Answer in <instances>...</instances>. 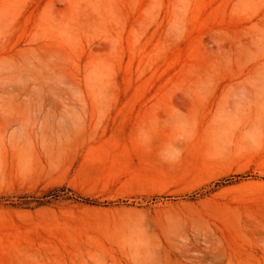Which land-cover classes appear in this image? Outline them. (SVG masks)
<instances>
[{
    "label": "rangeland",
    "instance_id": "rangeland-1",
    "mask_svg": "<svg viewBox=\"0 0 264 264\" xmlns=\"http://www.w3.org/2000/svg\"><path fill=\"white\" fill-rule=\"evenodd\" d=\"M0 264H264V0H0Z\"/></svg>",
    "mask_w": 264,
    "mask_h": 264
}]
</instances>
